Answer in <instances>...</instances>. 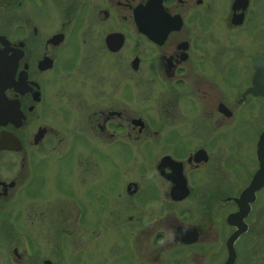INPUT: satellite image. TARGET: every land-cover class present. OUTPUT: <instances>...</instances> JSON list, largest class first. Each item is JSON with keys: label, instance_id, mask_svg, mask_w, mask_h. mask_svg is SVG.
<instances>
[{"label": "flooded vegetation", "instance_id": "flooded-vegetation-1", "mask_svg": "<svg viewBox=\"0 0 264 264\" xmlns=\"http://www.w3.org/2000/svg\"><path fill=\"white\" fill-rule=\"evenodd\" d=\"M262 54L264 0H0V264H264Z\"/></svg>", "mask_w": 264, "mask_h": 264}, {"label": "rangeland", "instance_id": "rangeland-1", "mask_svg": "<svg viewBox=\"0 0 264 264\" xmlns=\"http://www.w3.org/2000/svg\"><path fill=\"white\" fill-rule=\"evenodd\" d=\"M71 161L72 160H63V161L62 160H56V159H53L52 160V167H53L52 169H54L57 172H60L61 173L60 176H59V178H58V182L61 185V188L63 187V185L65 183L64 176H65L67 170L71 167V165H70ZM62 175H63V177H62ZM53 201L54 202H57V199L54 198ZM262 210H261L260 219H259V223H258V225H260L261 227L264 226V209H262ZM22 215H23V213H22ZM20 225L21 226H24L26 228H28V227L30 228L28 222H24L23 221V217H21V219H20ZM69 251L71 253H73V254L76 252L75 249H70ZM53 260L54 261H57L58 260V263H62L63 262V260L59 259V257L57 258L56 256H53Z\"/></svg>", "mask_w": 264, "mask_h": 264}, {"label": "water", "instance_id": "water-1", "mask_svg": "<svg viewBox=\"0 0 264 264\" xmlns=\"http://www.w3.org/2000/svg\"><path fill=\"white\" fill-rule=\"evenodd\" d=\"M263 62L264 54H262L255 60V66L257 69L255 74V82L257 83V88L255 89V92L261 97H264V68L262 66ZM262 138H264V135L262 136Z\"/></svg>", "mask_w": 264, "mask_h": 264}]
</instances>
